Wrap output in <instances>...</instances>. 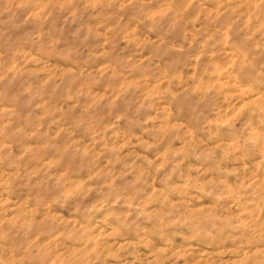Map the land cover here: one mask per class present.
<instances>
[{
	"label": "clouds",
	"instance_id": "clouds-1",
	"mask_svg": "<svg viewBox=\"0 0 264 264\" xmlns=\"http://www.w3.org/2000/svg\"><path fill=\"white\" fill-rule=\"evenodd\" d=\"M0 264H264V0H0Z\"/></svg>",
	"mask_w": 264,
	"mask_h": 264
}]
</instances>
